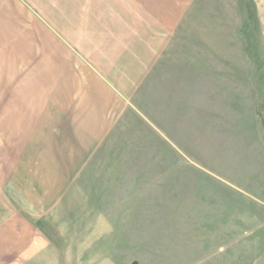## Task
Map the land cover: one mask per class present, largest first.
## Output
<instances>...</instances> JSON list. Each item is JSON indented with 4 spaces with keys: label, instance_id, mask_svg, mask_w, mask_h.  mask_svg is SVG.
<instances>
[{
    "label": "rangeland",
    "instance_id": "374dc122",
    "mask_svg": "<svg viewBox=\"0 0 264 264\" xmlns=\"http://www.w3.org/2000/svg\"><path fill=\"white\" fill-rule=\"evenodd\" d=\"M1 35L5 51L11 40ZM256 38L252 0H193L132 96L137 110L125 111L51 220L0 185V264H29L22 246L52 222L65 230L31 264H264V68ZM100 210L113 229L87 247L81 227ZM12 212L26 214L29 234Z\"/></svg>",
    "mask_w": 264,
    "mask_h": 264
},
{
    "label": "crops",
    "instance_id": "0c3cea01",
    "mask_svg": "<svg viewBox=\"0 0 264 264\" xmlns=\"http://www.w3.org/2000/svg\"><path fill=\"white\" fill-rule=\"evenodd\" d=\"M192 2L0 0L1 37L11 40L5 51L0 49V185L6 196L13 192L46 222L55 215L125 111L137 110L132 96ZM252 5L264 68V0H252ZM15 212L12 222L29 234L34 227L26 214ZM49 226L40 236L29 234L22 248L12 235L9 242L19 253L22 249L24 261L41 263L59 240L53 233L65 230L55 222ZM112 229L106 212L98 211L91 224L81 227L83 244L90 247Z\"/></svg>",
    "mask_w": 264,
    "mask_h": 264
}]
</instances>
